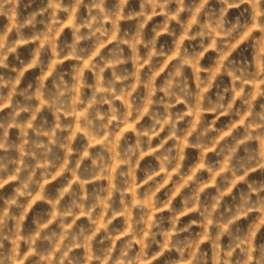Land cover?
I'll list each match as a JSON object with an SVG mask.
<instances>
[{
    "label": "clouds",
    "instance_id": "9594fccd",
    "mask_svg": "<svg viewBox=\"0 0 264 264\" xmlns=\"http://www.w3.org/2000/svg\"><path fill=\"white\" fill-rule=\"evenodd\" d=\"M0 264H264V0H0Z\"/></svg>",
    "mask_w": 264,
    "mask_h": 264
}]
</instances>
